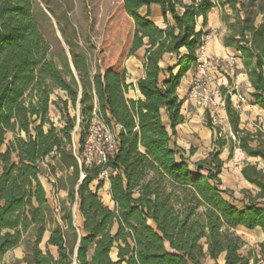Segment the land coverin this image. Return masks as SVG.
<instances>
[{
  "label": "trees",
  "instance_id": "obj_1",
  "mask_svg": "<svg viewBox=\"0 0 264 264\" xmlns=\"http://www.w3.org/2000/svg\"><path fill=\"white\" fill-rule=\"evenodd\" d=\"M189 1L120 0L104 23L93 74L60 29L74 76L65 56L62 69L48 59L49 45L32 15L34 0H0V260L24 243L23 264H202L221 256L224 264L259 261L241 254L244 242L235 230L259 228L264 235V172L255 165L242 168L243 179L257 193L243 192L246 198L238 208L225 198L232 193L219 188L225 140L217 137L218 128L207 121L216 134L214 148L195 163L175 142L176 127L183 121L176 90L194 66L205 34L196 31V20L202 17L205 26L214 7L211 0ZM217 3L231 11V16H221L229 29L224 45L241 55L250 96L264 108V5L256 0ZM153 5L160 8L162 29L149 19ZM257 15L262 16L258 25ZM139 50L144 51V75L136 81L140 97L130 99L127 94L134 87L127 83L125 63ZM55 90L66 95L59 100L65 113L68 104L79 107L75 150V119L65 114L60 130L47 119L49 107L56 105L50 100ZM224 111L237 147L264 163V131L241 130L229 96ZM94 115L118 127L117 149L106 166L111 170L112 209L98 196L102 182L90 189L98 169L79 167L74 156L82 153ZM194 152L190 148L189 156ZM48 158L71 173L59 218L40 182V164ZM47 169L54 173L52 166ZM73 205L82 220L78 229ZM259 255L264 263V243Z\"/></svg>",
  "mask_w": 264,
  "mask_h": 264
},
{
  "label": "crops",
  "instance_id": "obj_2",
  "mask_svg": "<svg viewBox=\"0 0 264 264\" xmlns=\"http://www.w3.org/2000/svg\"><path fill=\"white\" fill-rule=\"evenodd\" d=\"M180 1L183 4L190 3L189 0ZM211 1L214 4V7L207 13L206 24L203 26V19L202 17H199L196 20V31H202L205 34H213V37L207 47L208 55L216 56L222 59L230 58L234 60L233 75L221 78L220 83L222 85V89H227L232 85L236 86L238 93L244 97V102L241 103L238 102L236 96H232L230 99L233 108L239 114V128L241 130L253 133L256 131L254 127L256 124H258L264 131V108H260L259 106L255 105L253 99L250 96L252 89L242 64L241 55L236 53L232 48L225 47L224 45V39L228 36L229 29L227 24L222 21L221 16L223 14L231 16V11L227 6L220 7L217 3V0ZM141 12L144 14L145 9L141 10ZM149 19L158 28H164L160 8L158 6L153 5L150 7ZM143 54L144 51L139 50L134 57L129 58L125 63V68L127 71V83L132 84L134 87L133 90H130L132 94L130 99H137L140 97L136 88V81L143 78L144 75ZM193 75L194 68L192 67L182 77L179 87L176 90L178 99L182 101L180 115L183 117L182 123L176 127V145L184 152L188 151L187 158L192 163L205 159L208 153H210L214 148L212 143L214 136H216L214 131H211L206 127L207 121L210 120V123L213 126L216 120H219L218 123L221 128L213 126L219 130L217 137L225 140V146L220 150L219 155L220 160L223 162V167L220 174L221 185L219 188L221 191L227 190L232 193V197L225 196V198L237 206L235 198L237 199L238 197H242L243 192L250 194L252 197L257 193V189L243 179L241 175L242 168L246 165H255L257 170H262L264 172V163L259 158L248 157L237 147V143L232 139L233 135L231 133V128L224 109L218 110L216 116L211 118L205 110L196 108V106L187 99V91ZM162 121L167 125L168 121L165 114H162ZM190 148L195 150L192 156H189ZM1 151H4V148H2ZM102 188L106 191V201L112 203L108 192V183H105ZM237 207L240 208L239 206ZM76 212V224L78 228H80L82 220L77 209ZM76 224L73 223L75 228ZM235 231L244 242L241 254L246 256L244 250L247 249L249 252L251 248H253L250 254L258 258L259 261L256 264H264L261 262V257L259 255V245L264 243V235L261 230L259 228H255L252 231H248L242 227H238ZM47 237L48 234L45 235V239H47ZM221 258H223V256H221ZM115 260L116 250L115 259H113V261ZM249 264H253L252 259L250 260Z\"/></svg>",
  "mask_w": 264,
  "mask_h": 264
},
{
  "label": "rangeland",
  "instance_id": "obj_3",
  "mask_svg": "<svg viewBox=\"0 0 264 264\" xmlns=\"http://www.w3.org/2000/svg\"><path fill=\"white\" fill-rule=\"evenodd\" d=\"M256 1L259 5H264V0ZM43 2L46 3V5ZM119 2L120 0H34L32 15L40 34L49 45L48 59L52 60L59 69H62L63 63L67 60L72 70L68 46L65 44L63 35L59 31L61 29L66 38L74 45V50L85 58L89 64L90 72L93 74L97 66L96 51L100 46L104 23ZM252 10L253 9H250L249 12H252ZM261 21L262 16L257 15L255 24L258 25ZM64 56L66 57V60H64ZM72 72L75 76V72L73 70ZM131 97L132 94L129 91L127 98ZM50 100L55 102L56 105H51L49 107L47 119L54 128L60 130L65 124V114L70 118H74L75 128L71 133V140L77 144L79 138L77 134L79 107L76 105L73 108L70 104H68L65 113V111L62 110L63 107L59 100H66V95L59 90H55L53 92L50 96ZM218 121L219 120H216L213 126L221 128ZM254 128L256 130L260 129L263 132V129L260 128L258 124H256ZM43 129L44 131H47L48 127L44 126ZM19 136L22 138L24 137L23 134H19ZM12 138L11 134L7 135V140L10 141ZM187 152H184L185 158L188 157ZM79 157H82V153ZM47 165H50L55 169L54 173L48 171ZM40 168V182L46 192V198L49 205L55 210L56 217L59 218L61 208L63 207L62 205H64L67 198V188L69 184L68 178L71 174L70 170H66L59 166L57 162L51 158H48L41 163ZM81 174L84 175L80 172L79 180L81 178ZM98 183L99 181H94L90 185V189L95 191ZM102 183L104 186L106 182ZM102 187L97 191L98 196L105 206L112 209L113 204L106 201V191ZM245 198L246 197L244 196L238 197L237 199L235 198L237 206L241 207ZM67 206L68 205H66V207ZM76 209V205H73L70 209L72 220L75 224L77 222ZM76 228H78L77 224ZM236 234L238 235L237 232ZM40 248L42 250L45 248V237H43ZM24 249L25 244L22 243L19 247L7 252L0 260V264H17L18 262V264H23L21 260L24 257ZM50 250L51 252H54L52 249ZM251 250H253V248H251ZM251 250L249 252L247 249L244 250L246 256L250 254ZM111 257L112 259H115V249L112 250ZM202 264H224V262L221 257H219L216 262L206 258L202 261Z\"/></svg>",
  "mask_w": 264,
  "mask_h": 264
},
{
  "label": "built area",
  "instance_id": "obj_4",
  "mask_svg": "<svg viewBox=\"0 0 264 264\" xmlns=\"http://www.w3.org/2000/svg\"><path fill=\"white\" fill-rule=\"evenodd\" d=\"M213 34H204L196 48V61L193 66L194 75L187 91V99L196 108L205 110L211 118H214L217 111L224 109L227 96H236L238 102H244L236 86H230L223 94L221 78L233 75L234 60L222 59L207 54V47ZM238 107V106H237ZM261 131L260 129H257ZM118 127L113 124H105L94 115L88 127L82 149V157L74 153L75 159L81 167H93L98 169L97 181L108 182L111 170L107 168L109 158L116 152V132ZM234 140V137H232ZM75 150V143L72 142ZM84 178L81 174L80 180Z\"/></svg>",
  "mask_w": 264,
  "mask_h": 264
},
{
  "label": "water",
  "instance_id": "obj_5",
  "mask_svg": "<svg viewBox=\"0 0 264 264\" xmlns=\"http://www.w3.org/2000/svg\"><path fill=\"white\" fill-rule=\"evenodd\" d=\"M73 70V69H72ZM81 181V180H80Z\"/></svg>",
  "mask_w": 264,
  "mask_h": 264
}]
</instances>
